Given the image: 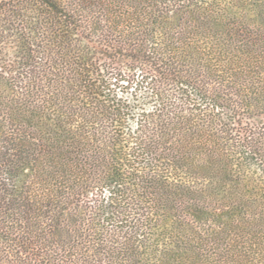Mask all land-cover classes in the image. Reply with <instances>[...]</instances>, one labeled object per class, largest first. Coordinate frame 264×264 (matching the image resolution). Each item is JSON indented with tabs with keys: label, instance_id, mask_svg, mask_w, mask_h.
<instances>
[{
	"label": "trees",
	"instance_id": "1",
	"mask_svg": "<svg viewBox=\"0 0 264 264\" xmlns=\"http://www.w3.org/2000/svg\"><path fill=\"white\" fill-rule=\"evenodd\" d=\"M0 264H264V0H0Z\"/></svg>",
	"mask_w": 264,
	"mask_h": 264
}]
</instances>
